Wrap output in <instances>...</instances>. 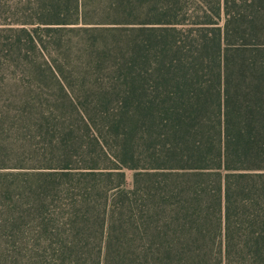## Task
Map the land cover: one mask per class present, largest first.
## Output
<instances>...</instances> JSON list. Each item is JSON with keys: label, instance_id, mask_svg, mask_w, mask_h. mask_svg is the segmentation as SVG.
<instances>
[{"label": "trees", "instance_id": "16d2710c", "mask_svg": "<svg viewBox=\"0 0 264 264\" xmlns=\"http://www.w3.org/2000/svg\"><path fill=\"white\" fill-rule=\"evenodd\" d=\"M0 264H264V0H0Z\"/></svg>", "mask_w": 264, "mask_h": 264}, {"label": "rangeland", "instance_id": "374dc122", "mask_svg": "<svg viewBox=\"0 0 264 264\" xmlns=\"http://www.w3.org/2000/svg\"><path fill=\"white\" fill-rule=\"evenodd\" d=\"M124 171H125V182L123 186L125 188H132L134 170L126 168Z\"/></svg>", "mask_w": 264, "mask_h": 264}]
</instances>
